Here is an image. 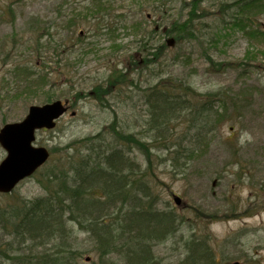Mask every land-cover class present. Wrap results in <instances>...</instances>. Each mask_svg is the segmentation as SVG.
Instances as JSON below:
<instances>
[{"label": "rangeland", "instance_id": "obj_1", "mask_svg": "<svg viewBox=\"0 0 264 264\" xmlns=\"http://www.w3.org/2000/svg\"><path fill=\"white\" fill-rule=\"evenodd\" d=\"M99 1L108 6L92 14L89 8ZM233 1L0 0V126L24 118L30 105L69 101L53 128L37 132L35 144L49 148L51 156L9 194L0 195L1 211L46 195L39 183L42 173L68 161L74 149L84 155L83 138L91 137L98 153L96 134L107 135L102 149L115 142L109 127L115 123L147 145L142 150L126 142L124 150L129 149L139 171L147 172L155 209L172 211L179 219L173 241L155 246L157 264H185L179 237L189 234L211 245L216 264H264V3L257 0L245 21L247 16L238 17L232 9L225 12ZM77 14L78 24L68 27ZM240 19L243 25L235 23ZM180 24L179 38L165 35ZM36 35L42 36L39 47L33 44ZM15 64L30 66L35 74L27 79L28 71L13 69ZM113 68L127 81H110ZM37 72L47 74V80H36ZM159 81L170 94L180 93L179 86L189 88L194 102L207 98L204 93L218 95L209 103L212 131L202 133V140L191 139V112L182 107L163 127L152 128L144 101L147 89ZM163 129L166 135L160 134ZM178 148L183 153L173 158ZM3 156L0 147V160ZM76 224L67 223L68 234H61L62 242L76 249V264L119 262L118 255L95 250ZM10 231L0 227V250L12 256L19 248ZM0 264L9 263L2 259Z\"/></svg>", "mask_w": 264, "mask_h": 264}, {"label": "trees", "instance_id": "obj_2", "mask_svg": "<svg viewBox=\"0 0 264 264\" xmlns=\"http://www.w3.org/2000/svg\"><path fill=\"white\" fill-rule=\"evenodd\" d=\"M256 1H233L225 12L232 9L238 17L247 16L251 8L258 7ZM258 1L264 3V0ZM195 2L196 0H193V4ZM104 6L108 5L99 1V6L89 9L94 14L105 10ZM88 10L87 14L83 15L84 18L88 16ZM78 14L68 20V27L78 24ZM248 20L247 16L245 21ZM245 21L240 19L235 23L243 25ZM180 26L183 27V24ZM182 27L179 29L176 26V31L170 30L165 35L179 38L180 33L184 31ZM153 31H156L155 27ZM262 33L264 34V30ZM41 38L42 36L36 35L33 38V44L36 43L39 47ZM211 62L213 66H216L215 62ZM218 66H221V63ZM15 68L27 70L30 74L27 79L35 74L34 69L27 65L15 64L13 69ZM118 75L119 70L113 68L108 74L109 80H113ZM120 76H122L118 77L120 83L127 81L125 74ZM47 78V74L37 72L36 80L46 81ZM137 83L132 85L138 86ZM164 85L166 84L159 81L155 86L147 89V98L144 102L148 103L152 115L149 121L152 128L157 130L163 127L165 121L169 120L179 107H182L191 112L190 127H188L190 131L195 129L191 139L202 140L204 136L200 137L202 133L206 134L208 129L212 131L208 125L214 115L208 112L211 109L209 103L213 101L211 96L217 98L218 95L204 93L207 98L197 99L198 103L191 101L187 94L189 88L179 86L180 93L170 94L169 90H163ZM198 104L200 106L196 108ZM192 109L194 112L191 111ZM113 124L109 127L113 130L115 142H106L105 148L102 149L100 143L102 141L105 143L104 139L107 135L96 134L97 138L94 141L99 142L98 153L95 151L96 145L91 142L93 139L85 137L81 140L86 150L84 155L77 150L76 160L74 149V155L70 156L68 161L58 162L55 168L42 173L45 178L39 180V183L46 189V195L24 199L23 202L21 200V205L12 206L8 212L0 209V227L11 229L10 232L18 241L16 248H19L18 252H14L12 256L0 250V261L4 259L9 264H76L72 260L74 259L73 250L76 249L70 247L69 243L62 242L61 234L65 232L68 234L69 231L66 230H70V227H66L67 223H77L76 225L86 233L91 245L100 254L118 255L119 262H114L115 264H157L155 246L166 240L173 241L180 229L179 219L172 211L159 212L155 209L153 198L150 197L151 193L147 191L149 187L144 180V177L148 175L147 172L139 171V167L130 158L129 149L124 150L126 142L138 145L142 150L148 149L147 145L139 138L137 142L132 133H124ZM160 134L166 135L167 131L163 129ZM178 152H181L179 148L173 158L183 153ZM61 165L62 167H58ZM179 241H182L184 247L185 258L182 262L185 264L217 263L211 245L204 238L189 234L183 239L180 235ZM46 246H49L48 249ZM39 247L40 250H38ZM104 264L113 263L104 262Z\"/></svg>", "mask_w": 264, "mask_h": 264}, {"label": "water", "instance_id": "obj_3", "mask_svg": "<svg viewBox=\"0 0 264 264\" xmlns=\"http://www.w3.org/2000/svg\"><path fill=\"white\" fill-rule=\"evenodd\" d=\"M168 41L173 43L172 39ZM66 103L54 100L30 105L22 120L6 122L0 128V145L6 152L5 158L0 162V192L9 193L21 179L30 176L49 158V151L45 146L32 143L35 140L34 133L42 128L54 127L55 120L67 111ZM180 200L178 196H174L175 203L179 204Z\"/></svg>", "mask_w": 264, "mask_h": 264}]
</instances>
